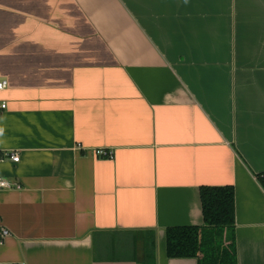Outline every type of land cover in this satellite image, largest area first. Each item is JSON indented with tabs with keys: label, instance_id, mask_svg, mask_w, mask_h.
<instances>
[{
	"label": "crops",
	"instance_id": "crops-1",
	"mask_svg": "<svg viewBox=\"0 0 264 264\" xmlns=\"http://www.w3.org/2000/svg\"><path fill=\"white\" fill-rule=\"evenodd\" d=\"M1 79L0 264H200L165 230L223 185L264 264V0H0Z\"/></svg>",
	"mask_w": 264,
	"mask_h": 264
},
{
	"label": "trees",
	"instance_id": "trees-1",
	"mask_svg": "<svg viewBox=\"0 0 264 264\" xmlns=\"http://www.w3.org/2000/svg\"><path fill=\"white\" fill-rule=\"evenodd\" d=\"M264 188V171L257 175ZM202 226H170L165 230L167 257H196L200 264H232L236 260L234 246L235 205L231 185L201 186ZM148 247V248H147ZM147 251L154 252L150 237Z\"/></svg>",
	"mask_w": 264,
	"mask_h": 264
},
{
	"label": "built area",
	"instance_id": "built-area-1",
	"mask_svg": "<svg viewBox=\"0 0 264 264\" xmlns=\"http://www.w3.org/2000/svg\"><path fill=\"white\" fill-rule=\"evenodd\" d=\"M8 86V82L6 79L0 80V91L5 89ZM6 108V102L1 101L0 102V109L3 110ZM94 153L98 157L103 158H112L113 151L111 149H105V148H96ZM5 157L10 158L13 162H17L19 160V155L15 151H6L2 155L0 154V159H4ZM20 185L17 183H11L6 179H3L0 177V189H19ZM9 235V231L5 228H0V243H2L3 239ZM23 264V263H21Z\"/></svg>",
	"mask_w": 264,
	"mask_h": 264
}]
</instances>
